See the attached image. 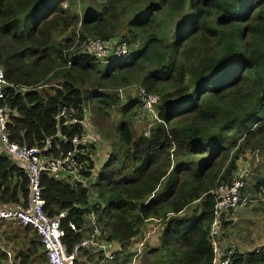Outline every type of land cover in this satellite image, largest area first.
<instances>
[{"label": "trees", "instance_id": "1", "mask_svg": "<svg viewBox=\"0 0 264 264\" xmlns=\"http://www.w3.org/2000/svg\"><path fill=\"white\" fill-rule=\"evenodd\" d=\"M71 1L0 0V68L15 86L3 104L8 142L48 149L49 141L47 153L56 158L72 151L56 138L62 109L75 111L76 123L61 133L77 138L80 150L87 104L97 114L112 111L117 104L110 91L138 80L158 103L148 137L135 138L129 120L111 129L113 152L89 189L42 176L43 209L50 218L64 215L67 254L86 238V217L93 215L102 242L123 251L115 264L129 262L125 247L150 221L162 225L159 246L146 250L151 264H217L211 191L238 176L247 149L264 154V0H149L126 25L122 7L144 0H89L81 19L63 8ZM72 27L78 38L56 43L54 33ZM122 28L129 47L140 44L137 51L102 65L82 48L95 40L113 43ZM55 80L52 95L41 91ZM134 103L122 111L131 114ZM234 130L242 135L239 144L226 139ZM87 153L77 160L82 178L94 169ZM27 187L23 168L0 153V209L24 205ZM260 188L264 174L253 190ZM91 190L96 201L90 206ZM199 201L197 217L182 215ZM223 217L218 232L226 229ZM8 225L0 227V264H48L34 230ZM2 244L12 245L14 258ZM91 250L96 263L102 260V251ZM92 251H80L74 264ZM234 258L230 264H264V248Z\"/></svg>", "mask_w": 264, "mask_h": 264}, {"label": "rangeland", "instance_id": "2", "mask_svg": "<svg viewBox=\"0 0 264 264\" xmlns=\"http://www.w3.org/2000/svg\"><path fill=\"white\" fill-rule=\"evenodd\" d=\"M153 2V1H152ZM151 4L149 0H144L139 3L126 4L122 7V25H126L135 16H138L146 7ZM89 5V0H72L69 5L63 4L64 9H69L70 15H76L81 19L84 14L85 6ZM126 29L122 28L114 38V43L123 42L125 37ZM78 27H72L63 31H56L53 35L56 43L64 44L65 40H76L78 38ZM125 42V41H124ZM139 43L133 44L131 47L128 45V53L137 51ZM110 51L108 52V54ZM4 71V70H3ZM51 84L42 88L43 93L52 95L54 90L57 89L59 84L58 80L50 82ZM142 91H145L138 80L135 83L127 87L110 91V94L116 100V106L112 111L102 112L97 114L93 104H87L84 112V138L81 143L84 151L88 152L87 155L93 160L94 169L89 178H82L80 183L85 188H90L100 175L101 168L110 159V155L113 150L111 148V142L109 134L111 129L119 125L122 121H130V129L135 138L148 137L151 127L154 125L156 119V109L148 114L142 110L141 107V95ZM135 100L137 101L136 103ZM133 104L131 114H128L130 110L122 111L123 107H127ZM241 133L236 130L228 133L227 138L230 141H235L239 144L242 140ZM255 147V146H254ZM246 150V149H245ZM12 159V158H11ZM243 161L240 163L241 169H245V173L241 176L246 185V195L250 200L255 201L254 204L249 205L242 209H236L226 214L224 220H226V229L224 231L219 229L216 236V249L217 256L216 260H221V251H228L230 247L235 248L237 254H250L259 249L264 248V193L260 191L255 192L253 190L254 185L259 181L261 175L264 174V154L260 149H247L244 156L241 158ZM244 162V163H243ZM264 188H260V190ZM161 190V189H160ZM158 193V192H157ZM96 193L91 190V194L88 200V204L91 206L95 203ZM200 201L192 204L185 212L184 217L194 216L197 217L200 212ZM196 211V212H195ZM89 217H86L87 229H89ZM0 225L1 229L10 228L11 225ZM15 231V230H13ZM162 232V225L157 221L148 222L141 230L140 235L133 239L129 245L125 247V254L131 253V257L127 264H151V260H147L145 257L148 249H154L159 246V236ZM85 235V232H84ZM6 250L11 258H14L17 252L13 250L12 245H1ZM116 247V245H114ZM118 248V247H117ZM116 248V249H117ZM92 251V250H90ZM123 252V251H122ZM122 252L118 257L121 256ZM13 253V254H12ZM86 257L90 256L91 263L86 261V257H80L79 264H97L96 256H92L91 253ZM15 254V255H14ZM122 259V257L118 258Z\"/></svg>", "mask_w": 264, "mask_h": 264}, {"label": "built area", "instance_id": "3", "mask_svg": "<svg viewBox=\"0 0 264 264\" xmlns=\"http://www.w3.org/2000/svg\"><path fill=\"white\" fill-rule=\"evenodd\" d=\"M82 48L102 65H107L110 61L123 58L129 54L128 45L124 41L104 44L99 40H95L84 44ZM8 89H15V86L6 80L4 71L0 68V153L23 168V175H25L28 183V198L24 205L1 208L0 221L11 222L16 226L29 227L34 230L40 238L48 264H74L80 251H90L91 249H98L103 252V258L97 264H115L120 248L118 246L116 251L106 252L105 245L107 243L102 242L101 230L97 226L93 215H90V231L87 233L86 238L74 247L72 254L68 255L61 241L63 232L60 229V221L64 218V215L50 218L43 209L42 176L47 175L70 184L82 183V176L79 173L80 164L77 160L79 155H82L85 151L76 147L79 144L77 138L70 140L61 133V128H66L64 130L67 131L72 128L71 123H76L75 111L64 108L55 117L58 128L56 138L72 146V151L69 153H61L60 156L53 157L52 154L47 153L51 146L49 141L46 142V148L48 149L28 148L11 144L8 142L5 130L8 111L3 106ZM18 91H24V89H18ZM141 99L142 110L148 112V114L154 110L158 103L156 96L145 91H142ZM245 172V169L241 170L238 176L228 184H220L211 191L214 220L210 230V238L216 255L218 252L216 249V236L221 216H226V214L236 209H242L255 203L246 195V185L240 179ZM260 192L264 193V190L262 189ZM220 255L221 260H216L217 264H230L235 259V248L230 247L228 251L223 250ZM8 256L10 257L9 254ZM9 264L11 263L9 262Z\"/></svg>", "mask_w": 264, "mask_h": 264}, {"label": "crops", "instance_id": "4", "mask_svg": "<svg viewBox=\"0 0 264 264\" xmlns=\"http://www.w3.org/2000/svg\"><path fill=\"white\" fill-rule=\"evenodd\" d=\"M186 210H187V209H186ZM186 210H185V211H186ZM185 211H184V212H185ZM184 212H183L182 215H184ZM116 248H117V246H116V247H114V246H113V247H110L109 244H106V245H105L106 252H114V251H116ZM92 252H93V251H92ZM102 253H103V252H102Z\"/></svg>", "mask_w": 264, "mask_h": 264}]
</instances>
